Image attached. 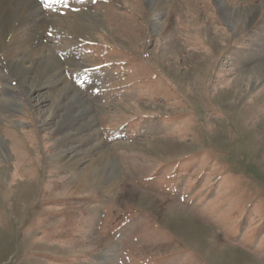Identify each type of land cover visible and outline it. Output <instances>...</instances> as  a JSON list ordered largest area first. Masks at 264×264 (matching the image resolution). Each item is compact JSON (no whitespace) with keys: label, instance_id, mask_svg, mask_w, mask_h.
Segmentation results:
<instances>
[{"label":"rangeland","instance_id":"1","mask_svg":"<svg viewBox=\"0 0 264 264\" xmlns=\"http://www.w3.org/2000/svg\"><path fill=\"white\" fill-rule=\"evenodd\" d=\"M36 2L32 50H0V264H264V0ZM224 7L246 15L228 27ZM10 47L60 61L97 136L63 143L81 121L57 128ZM97 140L113 177L77 189L72 161L50 165Z\"/></svg>","mask_w":264,"mask_h":264},{"label":"bare ground","instance_id":"2","mask_svg":"<svg viewBox=\"0 0 264 264\" xmlns=\"http://www.w3.org/2000/svg\"><path fill=\"white\" fill-rule=\"evenodd\" d=\"M36 1L37 0H0V50H7L9 46L8 43L6 45V49H4L7 39H11L10 43L11 45H14L16 49L22 51L27 50V52L32 50L31 43L39 38L43 33L42 31L45 27H47L44 22V17L38 16L39 9ZM55 1L56 0H54V2ZM164 1L166 0H158L157 5L153 6L154 15L160 10L159 6L161 5L162 7V5H164ZM252 10L253 8H250L249 13ZM223 14L228 27H232L234 26L232 25L234 20L238 17H242L243 15L245 16L246 12L243 10L238 14L237 11L224 7ZM12 49L13 47H10L8 49L9 52L6 53V57L8 59L7 62H9L10 68L13 70L19 81L21 80L23 84L25 82L29 83L28 91L33 93L34 96L41 97L42 99L46 98L51 102L52 107H54L52 110H48V117L52 118L55 112L60 111L61 109L66 110L63 120L57 122V128L62 131L71 130L72 127H76L75 124H78V122L81 121L77 126L76 133L67 132V136H62L63 143L68 140L75 141L76 139L77 141L82 142L90 136H97V131L94 130L93 127L95 126L94 119L91 117L84 118V115H87L89 112L83 108L86 103L85 99L79 93L70 95V91L72 90L71 87L68 91H66V87L61 86L65 84L61 76L62 68L59 67L61 66L60 61L53 55L43 54L42 57L35 60L32 68H27L23 64V59L21 61L19 60V62H15L13 57L10 56ZM28 54L31 55L33 53H27V56ZM21 81L19 82L20 84ZM7 101L9 105L18 104V101L12 98L7 99ZM34 106H36L34 110L35 117L39 118L41 116V109L36 104H34ZM71 149L73 148L69 147L65 149H58L49 158V162L50 165L55 168L57 165H60L63 168L67 166L70 167L71 165L69 166L68 162L72 161V167H70L72 169L71 180H73L75 188H83L84 185L89 182L104 177H113L115 175V169L112 162L110 160L104 162V159H107L106 155L108 154V151L101 143H99L98 140L88 153L85 154L88 162L87 165L83 167H79L81 164L80 159L76 158V156L73 158H70V156L67 158L65 157V152L70 151ZM91 152L94 154H91ZM173 216L176 218L175 221L177 222L176 224H178L177 226L181 229H183V227L189 229H193L191 228L193 226L196 227L193 223L191 224L188 219L183 218L182 215ZM195 229H197V227ZM198 229L200 231V227H198Z\"/></svg>","mask_w":264,"mask_h":264}]
</instances>
